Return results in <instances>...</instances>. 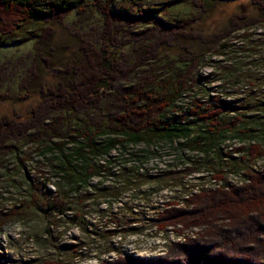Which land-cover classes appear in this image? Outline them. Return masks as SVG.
<instances>
[{
    "label": "trees",
    "instance_id": "trees-1",
    "mask_svg": "<svg viewBox=\"0 0 264 264\" xmlns=\"http://www.w3.org/2000/svg\"><path fill=\"white\" fill-rule=\"evenodd\" d=\"M221 1L190 0L189 8L197 15L171 23L156 9L114 11L117 0H0V48L35 40V58L21 69L15 91L5 87L9 75H13L8 72V64L0 65V103L24 102L34 94L40 98L25 113L0 114V165L17 151V145L35 146L42 158L51 160L50 164L56 161L57 178L68 186L67 194L58 200L57 184L46 179H37L38 183L33 179L37 186L30 183V187L41 193L51 215L61 220L68 211L74 212L70 223L83 235L93 229L89 234L97 238L91 243L99 239L104 249L112 247L113 251L114 239H126L127 229L105 230L88 216L96 213L101 221L108 216L109 222L127 217L129 226L130 218L138 213L135 207L139 205L133 202L139 199L150 203L148 197L161 189L151 183L165 174H153L146 166L158 160L162 150L169 151L173 161L184 157L181 148L185 147L206 154L213 134H227L242 122L239 115L230 123L222 120L223 112L233 107L230 103H194L187 116L176 110L179 99L196 85L206 57L230 52V40L237 33L248 39L250 30L264 26V0H246L222 29L213 33L197 29L198 18L213 13ZM87 7L100 13V30L86 31L80 25L66 24L67 16L76 11L80 18ZM35 22L41 23L39 30L27 33ZM56 29H65L68 38L61 39V50L46 51V42L50 45ZM63 51L69 58H62ZM40 52L46 56L42 58ZM46 70L62 76L50 84L45 80ZM249 108L234 106V111ZM171 113L169 120L166 117ZM191 117L199 121L200 129H193L194 123L187 121ZM247 156L250 161L263 158L264 149L250 145ZM24 168L23 163L18 164V169ZM187 168L184 174L188 176L199 171L197 164ZM213 178L223 181V172L218 171ZM124 195L130 196L129 202L123 203ZM67 200L76 206L80 203L79 212L71 205L66 207ZM105 201L106 208H99ZM115 203L120 204L118 214L112 213ZM167 205L155 217H147L158 231L176 229L178 224L179 230L191 225L209 228L195 239L172 243L162 257L138 259L126 255L111 262L104 259L100 264H264V169L246 171L239 186L198 189L183 206L174 202ZM14 215L0 213V230L7 217ZM136 230L139 228L129 233ZM45 232L51 235L50 229ZM89 245H80L83 252L90 250ZM72 251L77 254V250Z\"/></svg>",
    "mask_w": 264,
    "mask_h": 264
},
{
    "label": "rangeland",
    "instance_id": "rangeland-1",
    "mask_svg": "<svg viewBox=\"0 0 264 264\" xmlns=\"http://www.w3.org/2000/svg\"><path fill=\"white\" fill-rule=\"evenodd\" d=\"M189 1L117 0L113 9L114 11L126 9L131 13H134L138 7L156 9L161 11L160 16L162 18L174 23L176 20L189 19L197 15L195 11L189 8ZM242 2H246V0H222L213 13L198 18L196 21L197 29L207 33L222 29L227 20L239 12V5ZM249 11L252 13L253 9ZM78 16L76 11L72 12L67 16V19L65 18L66 24L80 25L86 31L102 28V17L97 10L87 7L85 14L80 18ZM40 27V22L32 23L27 28V33H36ZM56 30L58 33L55 34L54 32V38L50 39L52 41L50 45L46 42V51L52 50L53 52L55 48L61 50V39L64 41L68 38L65 29ZM62 32H65V35ZM241 34L242 32L237 33L230 40L232 44L230 52L223 51L221 54L209 55L201 62L202 66L197 73L196 85H192L191 90L179 99L176 110L179 108L178 111H182V114L187 116L190 108L195 106L194 103L201 104L209 100L212 104L216 102L219 104L221 102L230 103L233 107L223 112L222 120L230 123L235 120L236 115H239L242 122H239L233 131L227 134H213L212 146L206 154L199 151L191 152L189 148L185 147L184 149L181 148L184 157L173 161L171 153L162 150L159 159L149 163L146 168L151 173L161 172L165 176L166 173L169 174L151 183V186L155 188L161 187V191L159 190L156 194L148 197L150 203L140 202L139 199L133 202V205H139L135 207L138 213L137 216L130 218L129 226L127 225L129 222L127 217L121 218L120 216L116 222H109L108 216H105L103 221L98 220L96 213L88 216L92 223H97L99 227L106 230L108 227L112 228L111 226H115L117 232H119L118 229H127V239L122 245L124 250L135 258L147 259L144 255H149L154 249L156 253H161L162 249L157 250L159 245L168 240L166 237H161V232L156 233L153 226L155 223L146 224L144 220L146 214L155 204H159L165 209L168 207V202L170 205L173 203L169 198H174L176 204L182 205L186 201L185 196L195 193L198 189L213 190L217 185L222 184L239 186L244 183L246 171L261 172L264 169V157L250 161L247 156V148L250 145L257 144L264 149V26L250 30L247 34L251 37L248 39L242 38ZM34 43L35 40H29L0 48V65L7 63L8 72L13 73L12 77L9 75L5 87L9 86L13 91L17 89V84L22 75L21 69L27 65L28 61L30 63V60L33 61L35 58ZM60 54L63 59L69 56V53L64 51ZM41 56L43 58L46 55L41 53ZM69 63L71 64L72 61ZM61 76L57 71L46 70L45 80L51 84ZM39 100V95L34 94L33 97L24 102L0 103V114L25 113L29 107H34ZM244 105H249V110L234 111V106L236 108ZM172 115L171 113L166 118L172 120ZM190 119L187 121L194 123L193 129H200L199 121L193 117ZM186 145L191 146V143ZM16 150L15 153L5 158L6 162L3 166L0 165V213H15L13 217H7L5 226L1 228L2 231L0 230V264H45L50 261L61 262L62 264H100L102 256L107 255L108 250L112 251L110 250L112 247L105 246L104 249L102 245L104 242L99 239H95L94 244L91 243L93 238H97L93 236L94 234H89V231L93 229L89 228L88 232L83 235L84 232L80 228L70 223V218L74 212L68 211L66 217L61 220H58L57 216L51 215V212L47 211V202L41 193L30 187V183L33 184V187L37 186L34 184L38 183L37 179L39 182L46 179L54 186L57 184L55 188L58 200L66 195L69 188L57 178L56 161L54 164H50L51 160L42 158L35 146L32 145H17ZM21 163L25 167L24 170L18 169V164ZM193 164L198 165L199 171L196 174L193 172L190 176L184 174V170ZM218 171L223 172V181H216L213 178ZM168 176L171 178L168 179ZM33 179L35 180L34 183L31 181ZM171 182L173 185H169ZM51 187L49 186L50 189ZM141 189L144 190L145 188ZM31 195H35L33 203ZM70 198L73 199L74 196L71 195ZM129 199L130 196L124 195L122 201L123 203L129 202ZM66 205H68L66 207L71 205L78 212L81 208L80 203L76 206L69 200H67ZM105 205H107L106 201L99 208L104 209ZM119 207L120 204L115 203L112 213L118 214L120 212ZM132 219H139V222L137 223L136 220ZM140 227L144 228L129 233L130 229ZM180 227V224L176 226V228ZM207 227L202 225L193 228L191 225L185 228L186 230H178L177 232L182 233L192 229L193 233L198 232L202 235ZM47 229L51 231L50 236L46 235ZM168 236L169 238L172 237V232L168 233ZM119 240L118 238L114 239L115 243H119ZM162 240L165 241L162 242ZM83 243L90 244L89 251L83 252L84 249L80 246ZM62 244L71 245L64 249L60 247ZM72 250H77V254H73ZM76 255L79 256L76 257Z\"/></svg>",
    "mask_w": 264,
    "mask_h": 264
},
{
    "label": "built area",
    "instance_id": "built-area-1",
    "mask_svg": "<svg viewBox=\"0 0 264 264\" xmlns=\"http://www.w3.org/2000/svg\"><path fill=\"white\" fill-rule=\"evenodd\" d=\"M158 173H160V172H158ZM153 174H156V173H153ZM197 191V190H196ZM196 191H195V193H196ZM194 194V193H193ZM190 195H192V194H189V195H187V196H185V198H187L188 196H190ZM169 200H172L174 203H175V199L174 198H169ZM169 203V202H168ZM167 203V204H168ZM176 204V203H175ZM178 205V204H177ZM184 204H182V205H180V206H183ZM106 208V205H105V207H104V209ZM101 209H103V208H101ZM164 209H163V207H161V205H159V204H155L154 206H153V208L149 211V215H147L146 214V217H145V221H146V224H150V222H149V220H148V218L147 217H150V218H153V217H155L156 215H158L159 213H161L162 211H163ZM151 225H152V223H151ZM154 226V225H153ZM112 228H110V227H108V230L109 231H111V230H113L114 228H116L115 226H111ZM141 228H144V227H140L139 229H141ZM181 228V227H180ZM180 228H176V229H173L172 227H168V228H166L164 231H158L157 229H156V227L154 226V230L156 231V233H158V232H161V237H166V239H168V240H166L167 242L166 243H163V244H160L159 245V248L157 249V250H159V249H162V252L161 253H156L155 252V249H154V251H152V252H150V254L149 255H144V257H146L147 259H154V258H158V257H162V256H164L165 254H166V251L168 250V248H169V246L172 244V243H178V244H182V243H184L186 240H188V239H195V238H197V236H198V232L197 233H193V230L191 229V230H188V231H184V232H182V233H178L177 231L180 229ZM106 230V229H105ZM195 230V229H194ZM170 232H172V234H173V236L172 237H170L169 238V236H168V233H170ZM127 237V236H126ZM118 239H120L119 237H117ZM172 238V239H171ZM127 239V238H126ZM126 239H124V240H122V241H120L119 243H114V247H115V249H113V251H111V252H109L107 255H103L102 256V260H108L109 262H111V261H115L119 256H121V257H124V256H126V255H132V254H129V253H127V251L126 250H124L125 248H123V243H124V241L126 240ZM163 241H165V240H162V242ZM115 242V241H114ZM157 247H158V245H157ZM113 257H112V256Z\"/></svg>",
    "mask_w": 264,
    "mask_h": 264
}]
</instances>
